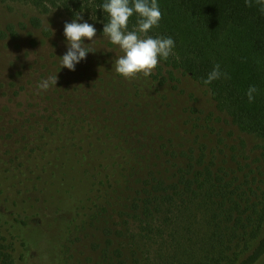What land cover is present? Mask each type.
<instances>
[{
    "label": "trees",
    "instance_id": "obj_1",
    "mask_svg": "<svg viewBox=\"0 0 264 264\" xmlns=\"http://www.w3.org/2000/svg\"><path fill=\"white\" fill-rule=\"evenodd\" d=\"M0 1L109 19L106 0ZM157 3L163 16L147 35L175 47L150 76L125 79L116 59L75 71L54 62L41 75L57 74L56 86L10 96L20 102L6 112L12 127L0 126V264H77L71 251L90 228L104 238L100 264H264V13L254 0ZM217 64L227 76L205 85ZM179 74L261 140L258 154L188 135Z\"/></svg>",
    "mask_w": 264,
    "mask_h": 264
},
{
    "label": "rangeland",
    "instance_id": "obj_2",
    "mask_svg": "<svg viewBox=\"0 0 264 264\" xmlns=\"http://www.w3.org/2000/svg\"><path fill=\"white\" fill-rule=\"evenodd\" d=\"M32 18H38L40 26H33ZM72 21L58 8L43 14L29 4L0 1V33H4L0 35V126L12 127V117L7 114L14 115L20 101L17 103V99H13L9 102L10 96L19 87H37L43 79L41 68L45 64L61 62V57L67 52L64 24ZM77 22H87L97 30L94 41L84 40L85 46L94 51L87 54L84 63L118 59L123 55L119 46L112 44L103 34L104 23L84 17ZM179 77L176 99L183 111L181 127L183 121H188V126H183V129L192 132L188 135H196L200 142L207 143L209 147L218 145L228 155L233 152L232 147L240 148V142L244 141L248 153L258 154L262 145L259 138L241 133L224 113L217 110L204 87L188 76L179 74ZM5 115L7 117L4 119ZM91 229L84 232L89 234L88 237L74 243L75 250L71 252L77 264H100L104 238L101 233L99 235ZM92 244H97L99 249H92Z\"/></svg>",
    "mask_w": 264,
    "mask_h": 264
},
{
    "label": "clouds",
    "instance_id": "obj_3",
    "mask_svg": "<svg viewBox=\"0 0 264 264\" xmlns=\"http://www.w3.org/2000/svg\"><path fill=\"white\" fill-rule=\"evenodd\" d=\"M254 2L259 6L261 13H264V0H254ZM245 4L252 7L253 0H245ZM100 8L109 18L104 24L103 34L123 52V55L115 61V71L123 78L132 80L138 78L140 74L148 77L161 58L167 60L173 53L175 42L171 37L153 38L147 35L152 28L159 26L163 16L157 0H106ZM134 14L138 17V28L129 31L128 22ZM80 19L82 17L78 16L71 23L64 24L67 52L61 57V68L70 71H75L76 65L85 60L89 52H94L85 46L84 40L86 38L91 42L94 41L97 30L92 24L77 22ZM221 76L226 77L227 73H222L220 65L217 64L203 83L209 85ZM57 79V74L50 76L41 81L37 88L47 91L50 86H56ZM256 92L255 86L248 88L246 95L249 102H253Z\"/></svg>",
    "mask_w": 264,
    "mask_h": 264
}]
</instances>
